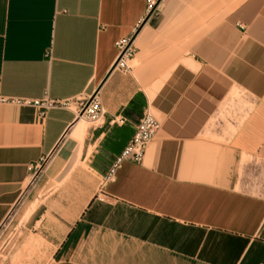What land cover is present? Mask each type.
<instances>
[{
	"label": "crops",
	"instance_id": "0c3cea01",
	"mask_svg": "<svg viewBox=\"0 0 264 264\" xmlns=\"http://www.w3.org/2000/svg\"><path fill=\"white\" fill-rule=\"evenodd\" d=\"M144 13L0 0V95L68 101L43 115L0 102V264H264V0ZM94 91L102 119L80 127ZM145 110L159 127L141 161L105 179Z\"/></svg>",
	"mask_w": 264,
	"mask_h": 264
},
{
	"label": "built area",
	"instance_id": "2783aa9c",
	"mask_svg": "<svg viewBox=\"0 0 264 264\" xmlns=\"http://www.w3.org/2000/svg\"><path fill=\"white\" fill-rule=\"evenodd\" d=\"M159 1L160 0H145L144 17L149 16L157 10ZM114 47L116 49V56L112 65L113 69L123 72L127 71L129 68L128 61L131 59L135 51L132 35L118 38L114 42ZM0 102L32 105L37 108L40 115H43L49 108L66 107L68 103L67 100L50 99L47 97H43L41 99H29L6 97L2 95H0ZM102 116L103 107L96 91L79 100V108L76 113V117L83 118L91 123H98L101 121ZM158 127L159 124L154 117L148 111H143L133 126L130 138L121 148L120 152L112 159L110 165L106 169L105 179H110L116 168L123 161L139 163L143 157L147 143L152 139ZM46 161L47 158L41 159L40 163L36 165L29 180L30 185L35 181ZM6 218L9 220L10 215H7Z\"/></svg>",
	"mask_w": 264,
	"mask_h": 264
},
{
	"label": "rangeland",
	"instance_id": "374dc122",
	"mask_svg": "<svg viewBox=\"0 0 264 264\" xmlns=\"http://www.w3.org/2000/svg\"><path fill=\"white\" fill-rule=\"evenodd\" d=\"M79 122H80L79 126L84 127V128H88V127H91L92 125L96 124V123H91V122H89L83 118H80ZM69 133H71V130L67 131L66 138L69 137V135H70Z\"/></svg>",
	"mask_w": 264,
	"mask_h": 264
},
{
	"label": "bare ground",
	"instance_id": "6f19581e",
	"mask_svg": "<svg viewBox=\"0 0 264 264\" xmlns=\"http://www.w3.org/2000/svg\"><path fill=\"white\" fill-rule=\"evenodd\" d=\"M77 118H78V121H77V123H80V122H79V119H80V118H79V117H77Z\"/></svg>",
	"mask_w": 264,
	"mask_h": 264
}]
</instances>
